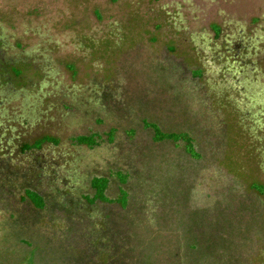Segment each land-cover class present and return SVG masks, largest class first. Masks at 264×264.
<instances>
[{
    "label": "rangeland",
    "instance_id": "obj_1",
    "mask_svg": "<svg viewBox=\"0 0 264 264\" xmlns=\"http://www.w3.org/2000/svg\"><path fill=\"white\" fill-rule=\"evenodd\" d=\"M0 264H264V0H0Z\"/></svg>",
    "mask_w": 264,
    "mask_h": 264
},
{
    "label": "trees",
    "instance_id": "obj_2",
    "mask_svg": "<svg viewBox=\"0 0 264 264\" xmlns=\"http://www.w3.org/2000/svg\"><path fill=\"white\" fill-rule=\"evenodd\" d=\"M113 2H116L117 0H112ZM152 125V129L154 130V139L158 142H163V141H173L176 144H180L184 147L185 151L192 155L195 158L199 157V154L196 151V143L194 140V137L188 133V132H164L163 130H161V128L156 124V123H151ZM116 132L115 129H112ZM98 133H92L89 135H80L75 137V142H77L78 144H84V145H88L90 147H96L98 146L99 143H101L102 139L97 137ZM97 138V139H96ZM44 142H49L48 138L45 136L43 138H41L40 141L33 143V144H29V145H24L25 150H31V149H39L41 148V145ZM126 181L122 182V183H126ZM92 187L93 189L98 193L99 197H105L106 195V190H107V184L108 181L105 177L101 176V177H94L92 179ZM121 185H124L122 184ZM121 192H125L124 189H122V186L120 188ZM28 197L29 199H31L32 201H36L37 199H42V195L37 192L34 191L32 189H28Z\"/></svg>",
    "mask_w": 264,
    "mask_h": 264
}]
</instances>
